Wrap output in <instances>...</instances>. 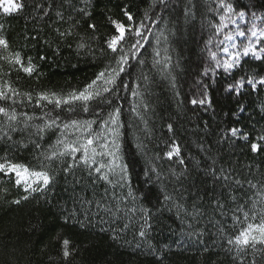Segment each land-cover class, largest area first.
I'll use <instances>...</instances> for the list:
<instances>
[{"label":"trees","instance_id":"obj_1","mask_svg":"<svg viewBox=\"0 0 264 264\" xmlns=\"http://www.w3.org/2000/svg\"><path fill=\"white\" fill-rule=\"evenodd\" d=\"M226 2L237 11L264 14V0ZM17 3L24 7L13 13H4L0 6V36L9 42L8 51L0 49V55L19 52L25 65L31 57L36 71L29 76L19 66L0 59V86L7 82L19 93L12 100L0 101V106L36 117L58 115L61 129L71 119L95 120L91 131L100 134L97 145L107 143L108 148L97 147V152L105 155H97L91 169L81 164L69 175L62 171L65 162L75 163L69 157L54 162L45 159L60 136L55 126L40 140L35 127L12 132L6 118L0 116V137L3 132L12 137L0 139V158L7 156L36 171L47 170L54 177L45 190L29 193L23 184L15 185L14 175L0 174V189H7L0 192V264H161V255L163 264H234L226 240L243 224H234L236 204L227 199L228 188L236 189V185L218 179L219 170L245 182L237 204L251 195L246 181L258 186L264 183V141L259 139L264 135V86L257 84L253 90L245 82L242 89L229 91L228 85L240 77L247 81L250 76H264V61L249 56L232 71L224 70L225 34L233 33L234 28L230 24L216 34L215 25L223 14L218 0ZM124 10L133 15L132 21L124 16ZM110 17L144 33V38H135L143 46L134 50V31L126 34L121 47L130 59L116 85L98 82L99 89L112 88L103 94L111 103L90 101L87 113L79 102L72 112L67 105L56 108L47 101H40L37 107L41 93L67 97L98 73L117 68L121 53L111 52L106 43L117 34ZM245 20L248 26L253 22L250 15ZM89 24H95V30ZM240 25L245 27L242 22ZM56 29H70L72 34L61 37ZM80 43L85 47L79 48ZM40 56L46 59L40 60ZM193 99L207 102L194 105ZM116 108L120 114L113 125L109 113ZM20 121L16 127L23 129V117ZM103 121H108L107 126ZM234 127L246 133L248 140L232 137L229 130ZM33 141L41 148L36 149ZM252 143L260 150L253 152ZM174 146H179L180 154L169 158L167 153ZM109 151L115 152V157L107 155ZM100 165L105 167L96 173ZM105 173L111 183L98 178ZM25 195L27 200L22 199ZM166 195L171 199L166 201ZM217 199L226 203L225 215L216 208ZM15 200L20 203H13ZM142 208L151 213V227L143 238L139 236L144 223ZM200 233L203 235L198 236ZM64 239L69 241L71 253L67 259L63 256ZM253 259L264 264V253L250 250L245 264Z\"/></svg>","mask_w":264,"mask_h":264},{"label":"snow or ice","instance_id":"obj_2","mask_svg":"<svg viewBox=\"0 0 264 264\" xmlns=\"http://www.w3.org/2000/svg\"><path fill=\"white\" fill-rule=\"evenodd\" d=\"M161 2H163V0H161ZM0 6H3L4 13L17 12L24 7L22 3H16L15 0H0ZM38 7L40 6L38 5ZM217 7L223 10V14L219 15V23L215 25L216 34L219 35L231 24L236 28L235 35L239 38H243L239 44L233 42L232 48L236 49L234 52L229 53V49L227 47L222 49L225 53H229V59L223 61L222 64L224 70L226 72L232 71L241 65L243 58L249 56L258 61H264V14H257L254 11L250 14L243 10L237 11L233 4L226 2V0H218ZM80 11L83 12L84 9H80ZM45 15H47V12H45ZM85 15H89V13L85 12ZM247 15H250L253 21L250 26H248V21L245 20ZM57 16L60 20L64 19L62 13L58 12ZM124 16L128 21H132L134 19L133 15L127 10H124ZM109 20L114 25L117 34L112 35L106 41V43L107 48L110 49L111 52L121 53L118 60L116 61L117 68L111 69V73H109L107 69L98 73L96 78L87 84L83 89L73 90L68 94L67 97L58 96L55 92L50 94L41 93L37 100V107L40 106V101H47L49 104H54L56 108H60L62 105H67L68 111L72 112L75 110L74 105L79 102L82 106V111L87 113L90 110V101L99 100V104L111 103V101L108 100L103 94L111 92L112 88L104 87L103 89H99L97 87L98 82L103 81L105 85H116L119 74L125 71L124 65H127L130 59L129 55L124 53L121 47L122 42H125L126 40V34L134 31V36L131 37V39L134 40V43L131 44V48L134 50L143 46L141 44V40L135 38H144V33L140 31V28L133 29L131 26H126L124 23L118 20L111 19V17ZM238 20L244 21L245 27L241 28ZM257 20L261 21L260 25L255 23ZM88 27L95 30L96 25L89 24ZM140 27L142 28L143 24H141ZM2 28L3 25H0V29ZM56 31L61 37H68L72 34L70 29L65 30L64 32H60L59 29H56ZM32 38L36 39V37ZM225 39L233 41V36L225 34ZM221 43H223V41H221ZM78 47L84 48L85 44L80 43ZM0 49H3L5 52H7L9 49V42L3 36H0ZM135 55L136 53L133 51L132 58H134ZM157 55H159V53H157ZM212 56L215 58V53H212ZM0 59L6 61L7 63L19 66V69L29 76H31L36 71V65L33 63L32 58L28 57L27 65H25L24 60L19 52L11 53L8 56L0 55ZM39 59L45 60L46 57L40 56ZM217 66H220L219 62ZM245 82L251 85L252 89L255 90L257 84L264 86V76H260L259 78L256 76H250L247 81H245L244 77H240V79L236 80L234 84L228 85V90L232 91L235 89L238 91L244 87ZM124 87L127 88V85H124ZM5 88H7V91H5ZM18 95L19 93H17L16 90L12 88L7 82L0 86V101L12 100L14 96ZM26 95L28 99L31 100V94L29 93ZM133 95H137V93L133 91ZM14 102L15 101H13V103ZM206 102L207 101L205 99H200L199 101L193 99L191 101V103L194 105L197 103L202 105ZM119 114V108H116L113 112L109 113L111 124L116 125L118 123ZM96 115H99V111L96 112ZM0 116L6 118L8 121V128L12 132L18 130L23 131L29 127H35V134L40 140L43 139V134L46 131L51 130L53 126H55L56 129L60 131V136L57 138L55 146H53V151L50 155H47L45 159L49 162H54L57 159L69 157L75 163L65 162V166L62 169L64 173L69 175L72 174L74 167H78L81 164L91 169V166L95 163V157L97 155H105L104 152H97V147L108 148L107 143H101L97 145V141L100 140V134L93 133L91 131L92 125L96 123L95 120L85 119L81 121L77 119H71L68 122L63 123V127L61 129L60 125L57 124V121L60 120L58 115L51 117L50 114L45 113L44 117H36L34 115H28V113H17L15 108H11V106H0ZM20 117H23V129H18L16 127V124L21 122ZM45 117H47V119H45ZM34 120H41L42 123L34 125L29 123L30 121ZM102 123L107 126L108 121H103ZM69 129H72L73 131L68 133L67 130ZM169 129L171 130V125H169ZM0 131H3V129L0 128ZM111 131L118 135L116 129H112ZM229 132L232 137L239 136V138L243 140H248V135L246 133H242L238 128H231ZM77 133H79V135H77ZM68 135H71L75 138L68 139ZM3 137H7L9 140L12 139L8 132H3ZM3 137H0V139ZM259 139L264 141V135L260 136ZM33 144L36 149L41 148V144L38 141H33ZM112 145L118 151L119 145L115 140L112 141ZM251 150L253 152H257L260 150V146L257 143H252ZM78 153L80 154L79 156L77 155ZM179 154V146H174L172 151L167 153V156L172 158L173 155L179 156ZM107 155L115 157V152L109 151L107 152ZM0 161H2L0 162V174L5 176L14 175L15 185L20 186L23 184L25 192L34 193L45 190L54 179V177L47 170L36 171L30 169L23 163H17L9 160L7 156L0 158ZM180 163L182 164L183 160H181ZM43 167L44 166L42 165V168ZM104 167L105 165L96 167L95 172L101 173V169ZM219 171L220 176L218 179H221L225 182L231 180L232 183L236 185V189L228 188L227 199L233 204H236V207L233 209L232 216L234 224H243V226L234 235H230L227 238L226 244L229 246L228 252L233 253L232 260L234 264H245L246 258L250 254V250L251 252L264 253V183H261L258 186L257 184H253L251 181H246L249 188L252 190L251 195H247L245 197L244 203L237 204L238 198L243 195V192L240 190L244 189L245 182L225 174L223 169H220ZM213 172H215V170H213ZM89 174H91V171ZM98 178L111 183V180L106 173L99 175ZM0 192L6 193L7 189H0ZM129 195H131V192ZM221 195L223 196L224 193H221ZM22 199L27 200L28 196L25 195L22 197ZM170 199V196H165L166 201ZM13 203L19 204L20 200H15ZM214 203L216 208L220 210L221 215H225L226 213L224 212V209L226 207V203L220 199H217L214 201ZM132 211H135V209H132ZM140 211L143 213L142 218L144 223L141 225L139 236L143 238L147 236V229L151 227L149 224L151 213L150 210L143 208ZM125 227H127V225H125ZM189 235L191 236L193 234ZM202 235V233L198 234V236ZM197 242L202 243V240L198 239ZM62 244L63 256L67 259L71 255L70 251L68 250L69 241L64 239ZM149 247L153 254H155L156 250L152 248L151 245ZM204 251H208V248L205 247ZM159 259L161 264H163L164 256L161 255ZM251 264H257V261L253 259Z\"/></svg>","mask_w":264,"mask_h":264},{"label":"rangeland","instance_id":"obj_3","mask_svg":"<svg viewBox=\"0 0 264 264\" xmlns=\"http://www.w3.org/2000/svg\"><path fill=\"white\" fill-rule=\"evenodd\" d=\"M15 2L17 3V0H15ZM5 6H6V5H5ZM241 22L244 23V21H242V20H238V23H239V24H240ZM232 27L234 28V32L231 33V34H229V35H232V36H233V41H229V40H226V39H225V41H224V48L227 47V48L229 49V53L234 52V51L236 50V49H233V48H232V44H233V42L239 44V43L241 42V40L243 39V38H239V37H237V36L235 35L236 28H235L234 25H232ZM229 53H225V52L223 53V55L225 56V60L229 59ZM174 156H176V155H173L172 157H174Z\"/></svg>","mask_w":264,"mask_h":264}]
</instances>
